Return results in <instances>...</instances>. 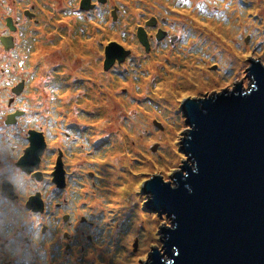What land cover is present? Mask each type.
<instances>
[{"label":"rangeland","instance_id":"1","mask_svg":"<svg viewBox=\"0 0 264 264\" xmlns=\"http://www.w3.org/2000/svg\"><path fill=\"white\" fill-rule=\"evenodd\" d=\"M90 2L83 8L81 0H55L45 12L53 0H0V33L8 32L7 16L19 20L15 46L4 51L0 42V264H141L153 248L163 254L159 230L171 216L146 206L151 193L142 185L151 176L174 185V171L187 160L181 100L237 82L246 88L249 59L264 62V0ZM246 19L261 28L247 29ZM92 36L94 53L82 45ZM221 40L241 59L228 58ZM107 47L121 53L111 63ZM22 78L24 89L11 91ZM16 108L25 112L20 121L5 124ZM144 114H151L149 126L139 130ZM31 129L43 132L46 147L16 165ZM173 141L178 155L166 152ZM58 158L62 185L54 175ZM12 165L18 174H6ZM127 168L138 195L117 211ZM33 195L43 204L31 202Z\"/></svg>","mask_w":264,"mask_h":264},{"label":"water","instance_id":"2","mask_svg":"<svg viewBox=\"0 0 264 264\" xmlns=\"http://www.w3.org/2000/svg\"><path fill=\"white\" fill-rule=\"evenodd\" d=\"M90 5L81 0V7ZM138 36L149 49L145 31ZM120 55L106 48L107 62ZM249 60L248 87L237 82L233 89L181 100L189 125L181 147L188 157L174 171V185L160 176L142 185L153 192L146 206L163 208L171 219L159 230L164 253L153 248L141 264H264V62ZM29 138L21 166L46 147L42 131L31 129ZM62 173L58 161L55 174Z\"/></svg>","mask_w":264,"mask_h":264},{"label":"bare ground","instance_id":"3","mask_svg":"<svg viewBox=\"0 0 264 264\" xmlns=\"http://www.w3.org/2000/svg\"><path fill=\"white\" fill-rule=\"evenodd\" d=\"M53 16H55V13H53ZM253 27L254 29H260L261 28V26H254V22H253V20L252 21H250V20H248V19H246V28L247 29H249L250 27ZM223 30L224 31H227V33L229 32V30H228V28H223ZM262 31V30H261ZM261 33V32H260ZM220 47H223V48H226L227 49V52H226V49H224V50H221V51H223V52H225L226 53V56L228 57V58H236L237 60H240L241 58L238 56V53H235V51L233 50V47L231 46V45H229L225 40H221V42H220ZM162 50H164V52H166V50L164 49V48H162ZM138 51V50H137ZM168 53H171V52H169V51H167ZM181 53H182V56L185 54V55H187L186 54V52L185 51H183V49H182V51H181ZM183 58V57H182ZM203 86V84H199L198 85V87H202ZM168 100V99H167ZM169 101V100H168ZM151 114H144L143 115V118H144V122H142V124H140V126H138V128L137 129H139V130H144V127L145 126H149V116H150ZM147 118H148V120H147ZM167 134V132H164V134L163 135H166ZM150 135V134H149ZM174 135H177L176 134V132H175V130L174 131H172V133L171 132H169V134H167L166 135V137L165 138H167V139H169V141H171V140H173L174 138H173V136ZM122 136V135H121ZM145 137H143V138H140L139 139V142H138V144L136 145V146H141V150H144V146H146V142L144 141V140H147L146 138L144 139ZM127 141H128V139H126V140H124L123 142H124V144H126L127 143ZM168 145H170L169 143H168ZM175 145V142L173 141L172 143H171V148H172V150H166V152L168 151V152H170L171 153V155H174V154H176V155H178L177 154V152L175 153L174 151L176 150L174 147ZM174 148V149H173ZM140 152V151H139ZM147 153V152H146ZM31 154V153H30ZM144 153H142V155H143ZM30 156V155H29ZM29 156H28V158H29ZM27 157V156H26ZM144 158H147V160H148V157H147V155H145L144 156ZM150 159V158H149ZM166 162H169L170 163V161H166ZM175 163V162H174ZM122 166V165H121ZM134 167V166H133ZM120 168H122V167H118V170L120 169ZM128 169V172H130L131 170L129 169V168H127ZM135 177H137L136 176V174H133L132 173V171H131V175H127V177H126V179L125 180H123L122 179V181H121V184H119L120 185V187L116 190V193H117V196L118 197H116L119 201H115V203H120V206L116 209L117 211H120V208H125L131 201L133 202V201H135V199H136V188L138 187L137 186V182L135 181ZM115 177L114 178H112L109 182L111 183V184H113L115 181ZM134 183H135V185L136 186H134ZM114 188H116V187H114ZM133 189V190H132ZM148 192H150L151 193V197H152V194H153V192L152 191H148ZM138 195V194H137ZM121 205H122V207H121ZM130 205V204H129ZM128 205V206H129ZM94 206V208H96V207H100V204H99V202H97L95 205H93ZM103 210V209H102ZM106 210H103V212H105ZM105 214V213H104ZM144 216H143V214L142 213H139L138 214V217L137 218H143ZM144 220H145V218H143ZM148 228V227H147ZM151 228V227H150ZM151 236V235H150Z\"/></svg>","mask_w":264,"mask_h":264},{"label":"flooded vegetation","instance_id":"4","mask_svg":"<svg viewBox=\"0 0 264 264\" xmlns=\"http://www.w3.org/2000/svg\"><path fill=\"white\" fill-rule=\"evenodd\" d=\"M53 1H54V4H49V8H46L45 7V9H41V10L42 11H45V12H48V9H51L50 7H52V6L55 5V0H53ZM32 7H34V6H32ZM27 9L24 10V13L27 12ZM51 13L53 14L55 12H53L51 10L50 14ZM28 14L29 15H32L33 12L32 11H28ZM4 22H5V25L7 26L8 32L7 33H2V32L0 33V42L3 45V49L5 51V50H8V49L14 47L15 44H16V40H15V37H14V33L18 29V22H19V20L18 19L15 20L11 16H7V18L5 19ZM39 24H40V21H39ZM160 35L159 36L157 35V38H160ZM89 37H85V39H83L84 42H82V45H84L85 48H88L89 51H90V48H91V50L94 53L95 52L94 45H95V41H96L97 38H96V36H92L91 38H89ZM173 38H174V36H173ZM71 41H73V40H71ZM77 44H78V41H77ZM88 60H89L88 58L83 59L82 62L80 61V64H88L89 63ZM247 74L249 76V72ZM24 79L25 78H22V79L18 80L14 85L12 83L11 85H13V86H10L11 91H16L17 92L18 91L17 88H20V92H21L24 89V87H25V80ZM7 86L9 87V85H7ZM12 101H13L12 99H8L9 105L12 104ZM24 113L25 112L22 109H20V108L13 109L12 111L6 113V117H5L4 123L7 124V125L16 124V123H18L20 121V117L22 115H24ZM11 118H12V120H11ZM8 120L13 121V123L12 124L8 123L7 122ZM26 134H27V132H26ZM29 136H30V130H28L27 138H29ZM14 138H16V135H14ZM8 142L9 143H12L11 140H9ZM20 157L21 156H19V158ZM60 158H58L59 162H60ZM16 165H19L18 162L16 163ZM19 166H21V165H19ZM15 168H17V166L12 165V170H7L6 174H11V175L18 174L17 170H14ZM54 175H55V180L56 181H59V183L62 185V180H61L62 176L55 174V172H54ZM9 184H10V182H9ZM10 187H11V184H10ZM11 189H12V187H11ZM37 199H39L40 204H43L42 199H40L39 196H34V195H33V198L31 199V202L32 201H37Z\"/></svg>","mask_w":264,"mask_h":264},{"label":"clouds","instance_id":"5","mask_svg":"<svg viewBox=\"0 0 264 264\" xmlns=\"http://www.w3.org/2000/svg\"><path fill=\"white\" fill-rule=\"evenodd\" d=\"M160 238H161V237H160ZM160 238H159V239H160ZM160 241L162 242L161 246H162V248H163V241H162L161 239H160Z\"/></svg>","mask_w":264,"mask_h":264}]
</instances>
